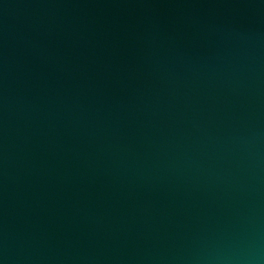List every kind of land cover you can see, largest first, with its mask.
I'll list each match as a JSON object with an SVG mask.
<instances>
[{
  "label": "water",
  "instance_id": "1",
  "mask_svg": "<svg viewBox=\"0 0 264 264\" xmlns=\"http://www.w3.org/2000/svg\"><path fill=\"white\" fill-rule=\"evenodd\" d=\"M0 264H264V0H0Z\"/></svg>",
  "mask_w": 264,
  "mask_h": 264
}]
</instances>
